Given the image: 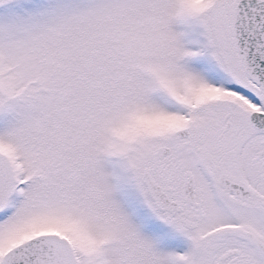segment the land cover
<instances>
[{"label":"snow or ice","instance_id":"obj_1","mask_svg":"<svg viewBox=\"0 0 264 264\" xmlns=\"http://www.w3.org/2000/svg\"><path fill=\"white\" fill-rule=\"evenodd\" d=\"M0 264H264V0H0Z\"/></svg>","mask_w":264,"mask_h":264}]
</instances>
